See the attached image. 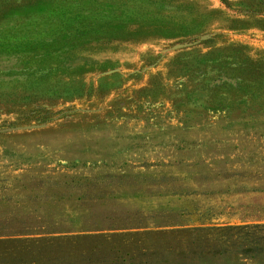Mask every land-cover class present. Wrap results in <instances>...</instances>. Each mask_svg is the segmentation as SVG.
I'll use <instances>...</instances> for the list:
<instances>
[{"label": "rangeland", "instance_id": "rangeland-1", "mask_svg": "<svg viewBox=\"0 0 264 264\" xmlns=\"http://www.w3.org/2000/svg\"><path fill=\"white\" fill-rule=\"evenodd\" d=\"M53 167L158 222H264V0H0V196Z\"/></svg>", "mask_w": 264, "mask_h": 264}, {"label": "trees", "instance_id": "trees-1", "mask_svg": "<svg viewBox=\"0 0 264 264\" xmlns=\"http://www.w3.org/2000/svg\"><path fill=\"white\" fill-rule=\"evenodd\" d=\"M109 178L53 167L5 180L1 190L19 196H0V263L264 264V222L192 223L167 212L161 221L174 235L159 237L150 227L161 221L105 200Z\"/></svg>", "mask_w": 264, "mask_h": 264}]
</instances>
